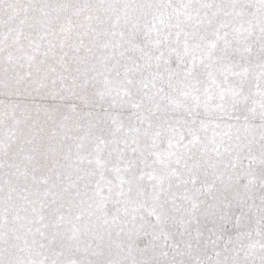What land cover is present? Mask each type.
<instances>
[{
	"label": "snow or ice",
	"instance_id": "6c2138e0",
	"mask_svg": "<svg viewBox=\"0 0 264 264\" xmlns=\"http://www.w3.org/2000/svg\"><path fill=\"white\" fill-rule=\"evenodd\" d=\"M0 264H264V0H0Z\"/></svg>",
	"mask_w": 264,
	"mask_h": 264
}]
</instances>
